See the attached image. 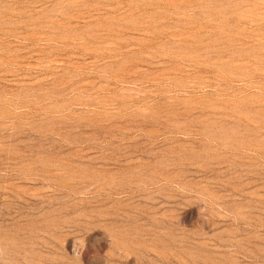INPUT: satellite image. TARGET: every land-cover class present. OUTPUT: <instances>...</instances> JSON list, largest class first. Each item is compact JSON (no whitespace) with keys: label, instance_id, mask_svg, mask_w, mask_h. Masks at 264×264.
<instances>
[{"label":"rangeland","instance_id":"obj_1","mask_svg":"<svg viewBox=\"0 0 264 264\" xmlns=\"http://www.w3.org/2000/svg\"><path fill=\"white\" fill-rule=\"evenodd\" d=\"M0 264H264V0H0Z\"/></svg>","mask_w":264,"mask_h":264}]
</instances>
